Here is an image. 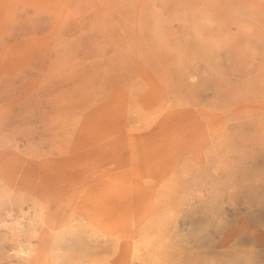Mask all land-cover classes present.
<instances>
[{
    "label": "rangeland",
    "instance_id": "obj_1",
    "mask_svg": "<svg viewBox=\"0 0 264 264\" xmlns=\"http://www.w3.org/2000/svg\"><path fill=\"white\" fill-rule=\"evenodd\" d=\"M0 264H264V0H0Z\"/></svg>",
    "mask_w": 264,
    "mask_h": 264
}]
</instances>
